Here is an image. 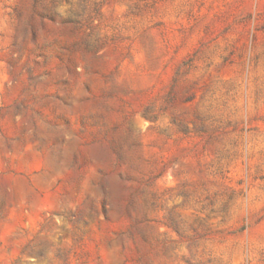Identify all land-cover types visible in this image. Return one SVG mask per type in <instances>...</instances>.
<instances>
[{"label": "rangeland", "instance_id": "rangeland-1", "mask_svg": "<svg viewBox=\"0 0 264 264\" xmlns=\"http://www.w3.org/2000/svg\"><path fill=\"white\" fill-rule=\"evenodd\" d=\"M0 264H264V0H0Z\"/></svg>", "mask_w": 264, "mask_h": 264}]
</instances>
